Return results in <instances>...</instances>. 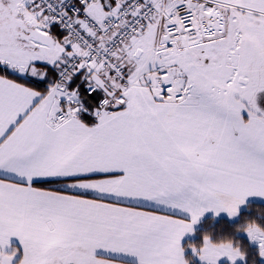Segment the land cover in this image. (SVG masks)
Segmentation results:
<instances>
[{"label":"snow or ice","instance_id":"snow-or-ice-1","mask_svg":"<svg viewBox=\"0 0 264 264\" xmlns=\"http://www.w3.org/2000/svg\"><path fill=\"white\" fill-rule=\"evenodd\" d=\"M250 196L264 0H0V264H255L264 210L182 246Z\"/></svg>","mask_w":264,"mask_h":264},{"label":"trees","instance_id":"trees-1","mask_svg":"<svg viewBox=\"0 0 264 264\" xmlns=\"http://www.w3.org/2000/svg\"><path fill=\"white\" fill-rule=\"evenodd\" d=\"M264 210V204L257 202H247L245 208L238 212L237 218L234 220H228L225 217H211L207 216L200 220L199 225L195 227L193 234L187 237L183 246L187 245L189 242L199 243L203 234L206 232H211L213 236L216 235H232L235 239L242 241L247 247L251 250L256 248V245L249 243L247 238L241 234L240 232L231 231L233 227L240 223L244 216L255 217L257 215V210ZM186 255H191L190 248H185ZM255 259V264H264L263 261L259 259L258 254L252 253ZM193 264H198L193 260ZM220 264H227L226 262H221ZM240 264H244V262H240Z\"/></svg>","mask_w":264,"mask_h":264},{"label":"crops","instance_id":"crops-1","mask_svg":"<svg viewBox=\"0 0 264 264\" xmlns=\"http://www.w3.org/2000/svg\"><path fill=\"white\" fill-rule=\"evenodd\" d=\"M247 202H257V203L264 204V197H258V196H250V197H247L246 200H245V203L239 206V211L242 210L243 208H245ZM186 215H187V214H186ZM237 215H238V214H237ZM237 215L234 216V217H229L228 214H227V213H224V212L220 213L219 215H215L212 211H208V212H206V213H205V214L199 219V221L194 225V229H195L196 226L199 225L200 220L203 219L204 217H207V216H211V217H220V216H223V217H226V218L229 219V220H233V219L237 218ZM192 234H193V232H191V233H186V234H185V236L182 238V246H183V242H184V240H185L187 237L191 236ZM13 242H17L15 238H13ZM251 243H252V242H251ZM252 244H254V243H252ZM254 245H255V244H254ZM259 258H260V257H259ZM260 259H261V258H260ZM261 261L264 262V258L261 259ZM199 264H200V263H199Z\"/></svg>","mask_w":264,"mask_h":264},{"label":"rangeland","instance_id":"rangeland-1","mask_svg":"<svg viewBox=\"0 0 264 264\" xmlns=\"http://www.w3.org/2000/svg\"><path fill=\"white\" fill-rule=\"evenodd\" d=\"M240 233L243 234V235H245V237L247 238V234H246V233H243V232H240ZM247 240H248V238H247ZM248 241H249V240H248ZM249 243H251V242L249 241ZM251 244H252V243H251ZM190 251H191V249H190ZM260 258H261V257H260ZM260 258H259V259H260ZM261 259H263V258H261ZM261 259H260V260H261ZM194 261H195L196 263H198V264L200 263L198 259H195V258H194ZM221 262H226L227 264H230V261L227 259V257L222 258L221 261H220V263H221ZM241 262H242V261H241Z\"/></svg>","mask_w":264,"mask_h":264}]
</instances>
